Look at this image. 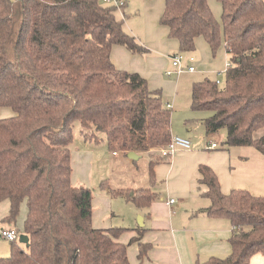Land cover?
Returning a JSON list of instances; mask_svg holds the SVG:
<instances>
[{"label": "trees", "instance_id": "1", "mask_svg": "<svg viewBox=\"0 0 264 264\" xmlns=\"http://www.w3.org/2000/svg\"><path fill=\"white\" fill-rule=\"evenodd\" d=\"M216 1L219 18L208 0H164L159 22L180 52L193 50L199 36L213 55L223 44L230 61L223 85L193 82L191 107L211 111L204 124L208 131L225 128L227 145H253L264 154V132L255 134L264 128V0ZM118 13L103 0H0V109L13 112L0 118V201L9 202L10 221L26 206L28 238L24 248L12 241L0 264H130L127 245L117 241L124 229L93 227L92 189L70 179L75 124L83 139L105 138L112 151L147 152L171 139L161 91L110 59L113 45L148 51ZM198 171L210 201L206 213L232 225L230 252L201 264L264 256V195L223 193L210 166ZM116 194L138 208L154 198L148 188ZM148 248L139 245V259Z\"/></svg>", "mask_w": 264, "mask_h": 264}, {"label": "crops", "instance_id": "2", "mask_svg": "<svg viewBox=\"0 0 264 264\" xmlns=\"http://www.w3.org/2000/svg\"><path fill=\"white\" fill-rule=\"evenodd\" d=\"M151 2L152 0H148L145 5L142 33H139V38L135 36L147 47L148 51L145 54H136L122 45H113L110 52V59L117 69L136 72L148 80V82L158 77L165 81V70L171 68V62L168 58L180 51L178 41L168 38L167 27L159 22L160 15L163 11L164 0L163 5L161 4V7L156 10L151 5ZM216 2V0H208L213 14L218 18V12L216 11L218 8L220 10V5H217ZM217 6L218 8L216 10ZM124 9L125 4L122 10L120 12L118 11V15L125 22ZM125 30L133 35L128 29ZM196 39L194 40V48ZM221 47L224 55L228 57L223 44ZM180 53L183 55L186 54L184 57L188 65L193 64L197 68V63H200V60L196 57L197 52L195 49ZM189 57L193 58L192 61L187 60ZM228 63L225 60L224 67L227 68ZM196 68L193 72L197 70ZM177 95L178 93L175 95L174 101ZM167 103L169 102H166V105ZM172 105L170 109L173 111L176 106ZM198 111L205 110H192V112ZM12 114L13 112L9 108L0 109V118L8 117ZM195 116L192 115V119L184 120L185 127L181 128L174 126L170 119V135H177L188 139L191 146L189 149H177L170 159L166 160V167H158L157 164L160 161L154 164L156 167L154 166L153 191L151 188L143 187V180L138 175H135V173H131L130 178L125 179L123 190L148 188L154 195L153 200L147 207L138 208L134 205L136 209H132L131 212L134 213L133 217L137 215L138 218H134L135 224L129 222L130 228L112 224V219L109 216H113L114 212L108 198L109 194L107 195L105 192L98 193L96 198L92 194L91 222L93 227L104 230L111 227L129 229V237L128 233L121 237L122 230L117 241L125 244L128 238L131 237L130 240L136 238L137 258L139 245L149 244L146 256L141 259L138 258L139 260L137 259L138 261L136 263L131 260L127 251L130 264H201L208 261L210 257L224 256L230 252L231 247L228 240L232 234V225L229 219L225 217L210 216L206 213L205 208L208 207L210 201L203 195L205 186L198 182V179L201 177L198 171L199 165L207 164L212 168L218 178L220 189L223 193H228L231 189L239 188L247 189L256 195H264V176L255 174L238 175L234 171V166L231 163L230 149L225 147H220L221 149H219L218 145L214 149L206 148L210 143V141L205 140L206 136L215 135L214 133H210L212 131H208L204 124L205 118L210 115L205 118ZM183 119L181 117L180 121H183ZM196 121H199V125L196 126L199 131L198 133L192 129V124ZM186 122H191L192 124L186 127ZM155 150L157 149L147 152H153ZM118 152L117 154H112L116 160H120ZM137 154L138 156L141 155V153ZM94 155V151L90 147H86L84 150L71 149L72 172L70 179L73 185L85 186V184L76 185L74 181L87 179ZM129 160L135 161L136 159L129 158ZM150 160H156V158ZM161 160L164 161L162 158ZM158 181L161 182L159 184L161 188L157 189V185L155 186V184H158ZM169 199H174V202L170 204L168 202ZM21 210L22 219L19 224L17 217L13 221L6 220L5 218L9 211V202L7 200L0 201V228H15L18 233L16 241L19 240L23 244L24 242L20 241V237L25 234L20 232L18 226L22 224L23 227L27 211L26 206H22ZM141 229L143 231L140 233ZM0 240V247L3 246V249L0 251H4L1 252L0 257L8 256L11 241L1 236ZM2 240L8 242L9 245ZM130 240L129 244L131 243ZM7 250L8 252L5 253ZM249 264H264V256L259 253L254 254L250 258Z\"/></svg>", "mask_w": 264, "mask_h": 264}, {"label": "rangeland", "instance_id": "3", "mask_svg": "<svg viewBox=\"0 0 264 264\" xmlns=\"http://www.w3.org/2000/svg\"><path fill=\"white\" fill-rule=\"evenodd\" d=\"M148 0H125V22L124 28L128 29L134 36L139 38V33H142L143 24H144V11L145 5L147 4ZM163 5V0H152L151 5L154 9H158ZM217 5L218 2H216ZM218 6L216 7L217 10ZM218 12V18L220 17V10ZM215 16V15H214ZM216 17V16H215ZM217 18V17H216ZM131 29V30H130ZM170 38V37H168ZM171 40H175L170 38ZM142 40V38H141ZM195 41V51L197 52L196 57L200 60V63H197V70L195 72H189L186 70L187 62L182 61V67L184 70L178 74L173 75L171 77L166 76L163 81L160 77L156 78L155 80L148 82V87L151 90H160L162 93V101L166 105V102L169 104H173L176 106L174 107L173 111L170 109V119L174 126L185 127L184 120L192 119V115H196L199 118H205L211 114V111H198L192 112V107L190 104V88L193 82L201 81L205 78L220 81V86L223 85L225 81V60L226 62H230L229 58L224 55L222 51V47H219L216 53L213 55L210 48L207 46L203 37L199 36ZM144 45V44H143ZM145 46V45H144ZM178 50V49H177ZM176 50V51H177ZM182 57L186 56L182 53L178 52ZM195 54V52H194ZM171 62V56L168 58ZM223 68V69H222ZM178 95L175 98V95ZM172 105V106H173ZM175 114V115H174ZM195 116V117H196ZM184 118L183 121L180 119ZM187 126L189 127L191 122H186ZM199 125V121H196L192 124V129L195 132H199L196 126ZM78 125L75 124L74 128V137L70 148L72 150H84L86 147H90L94 151V157L91 161V168L88 172L87 179H78L75 180L74 184L76 185H84L89 186L92 189L95 198L97 197L98 193H106L109 197L110 204L112 205L113 216H109L112 219V224L116 226H125L130 228L129 222L135 224V219L138 218L133 217L134 213L131 212L132 209H136V207L127 201L123 196L116 194V191L123 190L125 179L130 178L131 173H135L143 180L144 185L143 187H148L152 189V178L155 171V167L152 168L149 166L150 159H159L163 157L160 155L159 150H155L153 152H143L141 155L135 160H129L127 158V152L122 153V151L118 152L120 160H116L115 157L112 155L113 151L110 150L107 146V142L105 138H101L99 142L95 143V140H85L83 139L79 132H78ZM172 126V124H171ZM264 128H260L255 132V134H263ZM209 133V132H208ZM210 133H214L213 136H206L205 140L215 142L218 145V148H227L231 150V163L234 166V171L238 175H259L264 176V154L261 153L258 149H256L253 145H235L229 146L225 143L226 141V129L219 128L217 131H212ZM177 136V135H176ZM221 147V148H220ZM217 148V150H218ZM170 157L164 158V161H160L157 164L158 167H166V160H169ZM72 167V166H71ZM81 177V176H80ZM157 183V182H156ZM161 182L158 181V184L155 186L161 188L159 185ZM110 191H107V190ZM153 191V189H152ZM108 192V193H107ZM114 192V193H112ZM24 206L23 204L21 207ZM21 208L19 214L17 216V222L22 219ZM20 232H23L22 224L18 226ZM128 233V237L130 234L129 229H124L120 236H125ZM131 238V237H130ZM128 240L126 241L127 251L129 253V257L131 260L136 263L139 259L136 257L137 253V245L135 240ZM130 240V244H129ZM1 241V240H0ZM3 241V240H2ZM4 243L8 244V242L3 241ZM20 246L23 248L25 247L24 244H21L19 240L16 241ZM3 249V246L0 247V250ZM0 251V254H2ZM5 251V253H7ZM147 253V252H146ZM9 254V253H8ZM146 256V255H144ZM138 259V260H137Z\"/></svg>", "mask_w": 264, "mask_h": 264}, {"label": "built area", "instance_id": "4", "mask_svg": "<svg viewBox=\"0 0 264 264\" xmlns=\"http://www.w3.org/2000/svg\"><path fill=\"white\" fill-rule=\"evenodd\" d=\"M106 3H110L116 6L117 10L120 12L121 7L124 5L125 0H103ZM192 57H189V61H192ZM182 61H186L185 57H182L180 54H173L171 55V68L165 70V75L171 77L173 75L180 74L184 68L182 67ZM229 65V63H228ZM227 65V66H228ZM186 70L189 72H193L195 67L193 64H189L186 67ZM216 82L219 83L220 81L216 79ZM167 108L171 107V104L167 103ZM191 146L190 141L186 138L180 136H171L170 141L162 147H159L158 150L162 157H171L177 149H189ZM217 146L215 142H210L206 148L207 149H214ZM114 154H117V151H113ZM170 204L174 202V199H169L168 201ZM0 236L8 241H16L18 238V233L15 228H0Z\"/></svg>", "mask_w": 264, "mask_h": 264}, {"label": "water", "instance_id": "5", "mask_svg": "<svg viewBox=\"0 0 264 264\" xmlns=\"http://www.w3.org/2000/svg\"><path fill=\"white\" fill-rule=\"evenodd\" d=\"M127 156L129 157V158H132V159H137L139 156H138V154L135 152V151H129V152H127ZM27 236L26 235H22L21 237H20V241L21 242H24V243H26L27 242Z\"/></svg>", "mask_w": 264, "mask_h": 264}]
</instances>
